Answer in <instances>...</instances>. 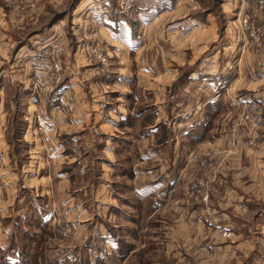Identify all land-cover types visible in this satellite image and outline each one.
Listing matches in <instances>:
<instances>
[{
    "label": "crops",
    "instance_id": "1",
    "mask_svg": "<svg viewBox=\"0 0 264 264\" xmlns=\"http://www.w3.org/2000/svg\"><path fill=\"white\" fill-rule=\"evenodd\" d=\"M4 1L0 264H126L147 246L172 259L184 239L190 262L264 264V128L252 149L237 126L240 101L264 106V40L248 48L238 25L264 0H153L131 14L78 0L67 25L62 14L24 39L14 33L55 0L17 18ZM86 19L107 67L82 50ZM55 38L65 70L48 88L35 60ZM204 153L218 193L189 201L188 164Z\"/></svg>",
    "mask_w": 264,
    "mask_h": 264
},
{
    "label": "built area",
    "instance_id": "2",
    "mask_svg": "<svg viewBox=\"0 0 264 264\" xmlns=\"http://www.w3.org/2000/svg\"><path fill=\"white\" fill-rule=\"evenodd\" d=\"M152 1L118 0L119 11L131 14L136 7L149 5ZM263 21V1L239 15L238 25L241 32L247 38L248 48L257 49L262 45L264 40ZM81 30L84 38L82 50L87 60L91 63H99L107 67L109 65L108 53L102 42L92 40L91 35L94 33V27L90 19L84 21ZM63 52V45L59 38H55L38 51L35 63L37 67L48 73L47 81L45 82L46 86L49 84H57L61 74L64 72ZM37 86L42 87L40 82ZM239 111L240 117L237 126L240 129V135L244 138L248 147L254 149L258 143L259 133L264 128V106L255 101H240ZM234 149H236V144H234ZM188 169L189 197L194 200L209 202L218 193L219 164L216 154L204 153L193 156L191 162L189 161ZM217 230L226 237H230L232 234V231L229 229L218 228Z\"/></svg>",
    "mask_w": 264,
    "mask_h": 264
},
{
    "label": "rangeland",
    "instance_id": "3",
    "mask_svg": "<svg viewBox=\"0 0 264 264\" xmlns=\"http://www.w3.org/2000/svg\"><path fill=\"white\" fill-rule=\"evenodd\" d=\"M77 1L78 0H55V1H52V3H50L48 5V10L45 11L46 13L44 14V17L42 19H40L39 21H36L34 23H30V24L25 25L24 27H22L23 31L17 30V32L14 33V35L17 36L19 39H24V38H26L28 32L42 30L43 28L47 27V25H49L52 21H54L58 17H60L62 14H65L64 15L65 24L67 25L69 20H70V17L73 15L74 7H75ZM41 2H42V0H5L4 1V9L9 11V14L11 17L17 18V17H20L21 15L26 14L27 12H33L34 11L33 13H36V12L38 13L40 11L39 5L41 4ZM41 14H43V13H41ZM47 43H45L44 45H46ZM37 53H38V51H37ZM38 83L39 82L36 83V86ZM50 86H51V84H49L47 87H50ZM38 88H40V87H38ZM18 126L19 127L21 126L20 121H18ZM21 151H23V153H24L23 147H21ZM187 181H188V183L186 186V190H187L186 192L188 195V200L190 201V198H189V180H187ZM179 190H180V192H179V195L177 196V199L180 198V196H181L180 194H181V192H183V189L181 190V188H179ZM38 232L41 235L42 234L44 235L47 233V232H45V230H42V229H39ZM216 233L219 236V232L216 231ZM70 234H71V232L68 233V231H66V232L63 231V233L61 234L62 235L61 238H63L62 240L68 239ZM53 235L58 236V232L56 231V234H53ZM180 236H181V234H180ZM230 237H232V234L230 235ZM31 239L32 238H30L28 240L29 243H30ZM58 239H60V238H58ZM183 241H186V240L184 239ZM183 241L180 242L181 247L179 248L180 251H179L178 256L176 258L173 257L171 259L167 255L165 247L164 248L163 247L158 248V247H153V246H147V247L141 248L139 251L135 252L133 254V257L126 264H204L203 262H198V261H196V262L191 261L190 262L188 260V258H186L185 254L187 255V251H186V246L183 245L184 243H182ZM26 249L30 250V248L28 246L23 247L24 255L26 254ZM32 250L39 252L40 250H42V245H38L37 248L36 247L33 248L31 246L30 252ZM208 264H210V263H208Z\"/></svg>",
    "mask_w": 264,
    "mask_h": 264
}]
</instances>
